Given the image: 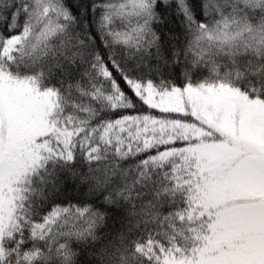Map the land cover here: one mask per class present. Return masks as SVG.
I'll list each match as a JSON object with an SVG mask.
<instances>
[{"label": "snow or ice", "instance_id": "obj_1", "mask_svg": "<svg viewBox=\"0 0 264 264\" xmlns=\"http://www.w3.org/2000/svg\"><path fill=\"white\" fill-rule=\"evenodd\" d=\"M0 264H264V0H0Z\"/></svg>", "mask_w": 264, "mask_h": 264}]
</instances>
